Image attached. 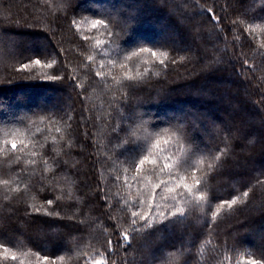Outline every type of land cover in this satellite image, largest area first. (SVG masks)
Masks as SVG:
<instances>
[{
	"label": "trees",
	"instance_id": "1",
	"mask_svg": "<svg viewBox=\"0 0 264 264\" xmlns=\"http://www.w3.org/2000/svg\"><path fill=\"white\" fill-rule=\"evenodd\" d=\"M0 264H264V0H0Z\"/></svg>",
	"mask_w": 264,
	"mask_h": 264
},
{
	"label": "snow or ice",
	"instance_id": "2",
	"mask_svg": "<svg viewBox=\"0 0 264 264\" xmlns=\"http://www.w3.org/2000/svg\"><path fill=\"white\" fill-rule=\"evenodd\" d=\"M100 23H101V22H99V21L95 22V23L93 24V27H96V26H97L98 24H100ZM152 55L155 56L156 53L153 52ZM35 63H36V64H39L40 61L37 60V61H35ZM49 66H50V65H49ZM11 147H12L13 149H16L17 145H16L15 143H13V144L11 145ZM143 163H144V160H141V161H140V164H143ZM153 163H154V162H153ZM197 184H199V181H197ZM245 195H247V193H245ZM49 203H51V202H49ZM233 203H234V201H233ZM133 215H136V214L133 213Z\"/></svg>",
	"mask_w": 264,
	"mask_h": 264
}]
</instances>
